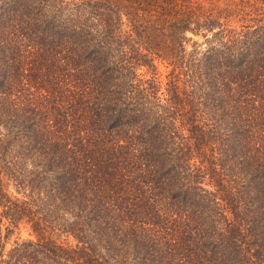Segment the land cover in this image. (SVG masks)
<instances>
[{
	"label": "trees",
	"instance_id": "trees-1",
	"mask_svg": "<svg viewBox=\"0 0 264 264\" xmlns=\"http://www.w3.org/2000/svg\"><path fill=\"white\" fill-rule=\"evenodd\" d=\"M0 264H264V0H0Z\"/></svg>",
	"mask_w": 264,
	"mask_h": 264
},
{
	"label": "rangeland",
	"instance_id": "rangeland-1",
	"mask_svg": "<svg viewBox=\"0 0 264 264\" xmlns=\"http://www.w3.org/2000/svg\"><path fill=\"white\" fill-rule=\"evenodd\" d=\"M193 38L194 39H198V40H202L203 39V37H201V36H193ZM17 236H21V237H29L30 236V234H29V232L26 230V229H22L21 231H20V233H18V232H15L12 236H11V238H10V242L9 243H11Z\"/></svg>",
	"mask_w": 264,
	"mask_h": 264
}]
</instances>
